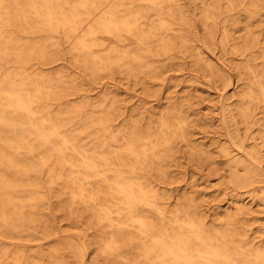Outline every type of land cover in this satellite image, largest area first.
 Here are the masks:
<instances>
[{
  "label": "bare ground",
  "instance_id": "6f19581e",
  "mask_svg": "<svg viewBox=\"0 0 264 264\" xmlns=\"http://www.w3.org/2000/svg\"><path fill=\"white\" fill-rule=\"evenodd\" d=\"M246 2L211 0L204 7L209 49L218 31L224 51L234 45V54L246 55L259 47L249 25L242 48L233 36L242 17L250 23L261 15L264 0ZM183 14L181 0H0V59L13 60L0 68V234L37 241L60 233L52 231L46 189L74 232L27 249L2 243L0 264H264L250 207L237 201L235 212L210 219L202 192L174 186L183 153L219 181L226 164L227 183L264 206L257 144L249 146L239 128L229 131L219 163L210 145L193 137L196 126L181 104L131 110L116 93L118 80L150 94L149 83L165 80L172 65L161 60L177 52L189 54L195 70L203 65L210 80L227 82L188 33L168 25ZM66 57L103 90L92 95L95 88L63 66L44 68ZM262 59L264 65V53ZM237 72L257 78L250 61ZM249 87L242 101L250 106L240 110L245 125L264 103V84ZM223 112L227 125V104Z\"/></svg>",
  "mask_w": 264,
  "mask_h": 264
},
{
  "label": "rangeland",
  "instance_id": "374dc122",
  "mask_svg": "<svg viewBox=\"0 0 264 264\" xmlns=\"http://www.w3.org/2000/svg\"><path fill=\"white\" fill-rule=\"evenodd\" d=\"M202 1H205V3L202 4L199 0H181L184 6L183 20L169 21L168 25L176 30H181L185 34L188 33L191 43L197 47L196 50L201 51L205 59L225 72L227 82L223 83L220 79H216V81L210 80L208 77L209 72L203 65L197 66L195 70L193 67L194 59L190 58L189 54L177 52L172 59L161 60L160 64H164L168 61L172 63V65L167 68L168 70L163 76L165 80L149 83L148 87L150 89V94H145L143 89L138 86L135 87L131 84L129 86L118 80L115 82L116 93L119 94L120 98L127 100L131 110L142 107L145 111L152 110L153 112H160L167 109L171 102H178L181 104L183 109L190 114V120H193V125L196 126L193 137L201 142L208 143L213 156L219 163H224L226 161L220 154L219 146L225 143L230 144L229 131L234 133L238 128L240 133L246 137L249 146H255L257 144L264 158V142L259 138L261 135H264V103L255 109L254 117L250 124L245 125L241 123L240 116V110L250 106V102L246 101L244 103V101H242L243 96L250 91L249 86L252 83L255 85L264 84V65L262 59V53H264V4L259 3L260 11L258 14L261 15L257 19L249 23L246 17H242L241 26L237 27L233 32L234 38L239 43L238 47L242 48L243 45L241 42L246 38L248 32L244 30L243 26H251L250 29L254 32V37L259 39V47L246 55H236L233 51L234 45L225 51L223 50L221 43L223 34L221 31L217 32L215 46L211 49L206 46L202 14L204 7H207L208 4L211 3V0ZM167 2L171 3V0H167ZM243 2L244 4H248L246 0H243ZM226 5L227 4H224L223 7ZM239 9H241V7ZM238 14L245 13L241 11L238 12ZM155 17L157 16H154V18ZM219 27H222V24H220ZM3 31L10 32L4 29ZM8 35L15 36L16 34L13 31ZM6 42V40H1V48L3 50H6ZM126 43L133 46V42L130 38ZM249 61L257 74V78H253L250 74H246L243 75L241 79L237 69H243ZM8 62H13V60H7L6 58L0 59V68L4 70L13 67V65H8ZM35 63L36 62H34V64ZM57 66H63L71 75L85 80L87 84L89 83L92 88H95V90L91 92L92 95L103 90L104 83L90 81L87 75L83 74L81 70L70 63L68 57H66L63 62L60 61L53 66L49 65L44 68L46 70H51L54 67L57 68ZM49 72L53 73L54 71L52 70ZM1 74L2 73H0V75ZM224 104H227L231 111L227 116V125H225L224 119ZM202 118V121H198V119ZM178 149L179 151H183L181 147ZM179 156L182 168L178 173L181 174V180L174 186L181 187V192L186 191V189H191L192 187L202 192L203 200L205 201L204 209L208 212V215H210V219H213L216 215L222 216L225 213L235 212L237 201H240L254 211L250 216V224H252L255 231H258V240L261 241V239H264V235L261 236L264 231V206L261 205L259 200L253 199L249 194H242L241 192L244 190L236 189L227 183L229 173L226 171V164L220 165L223 179L219 181L216 176L211 175L207 170L196 168L183 153ZM233 156L240 157L237 151L233 153ZM262 170L264 172V162L262 163ZM258 193L261 194V190H259ZM44 194L48 201V213L54 221L52 224V231H58L60 233L49 234V236L44 239L41 238L42 236H39L41 240L37 241L20 237L5 239L0 234V245H2V243L7 245L10 251L18 246H25L27 249L41 243L62 240V231L64 230L68 231L67 234L69 238H73L74 232L70 230L65 221L62 222L56 209L55 200L51 198L47 189L44 191ZM22 233L23 231L19 233V236ZM101 263L104 264V261L101 260Z\"/></svg>",
  "mask_w": 264,
  "mask_h": 264
}]
</instances>
